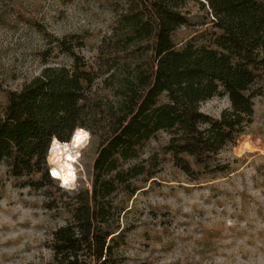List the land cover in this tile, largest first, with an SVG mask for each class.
Instances as JSON below:
<instances>
[{"label":"trees","instance_id":"1","mask_svg":"<svg viewBox=\"0 0 264 264\" xmlns=\"http://www.w3.org/2000/svg\"><path fill=\"white\" fill-rule=\"evenodd\" d=\"M189 1L210 18L180 45L177 31L193 26ZM120 24L125 34L105 37L92 57L83 37L39 27L49 40L44 68L0 103V167L15 187L46 188L48 208L69 214L52 234L50 264H123L134 198L168 164L194 182L225 172L221 154L264 96V0H136ZM54 51L69 63L50 64ZM225 96L219 119L199 110ZM77 125L99 147L91 189L69 193L49 175V145Z\"/></svg>","mask_w":264,"mask_h":264},{"label":"rangeland","instance_id":"2","mask_svg":"<svg viewBox=\"0 0 264 264\" xmlns=\"http://www.w3.org/2000/svg\"><path fill=\"white\" fill-rule=\"evenodd\" d=\"M132 1L0 0V103L44 68L40 53L49 40L39 27L58 38L83 37L84 52L92 57L105 37L125 34L120 16ZM185 11L193 26L177 31L180 45L210 18L208 8L195 1ZM67 63L53 52L50 64ZM221 103L224 98H215L201 108L219 119L229 108L221 109ZM98 147L94 138L83 153L77 187L66 191L91 189ZM220 162L225 172L197 182L168 164L145 186L123 221V264H264V96L255 100L252 123ZM68 219L66 211L48 208L46 188L15 187L0 167V264H50L52 234Z\"/></svg>","mask_w":264,"mask_h":264},{"label":"clouds","instance_id":"3","mask_svg":"<svg viewBox=\"0 0 264 264\" xmlns=\"http://www.w3.org/2000/svg\"><path fill=\"white\" fill-rule=\"evenodd\" d=\"M226 103H221V109L230 107L228 97H224ZM204 111L203 108L199 109ZM94 140L91 129L77 125L73 128L71 136L66 141H61L55 134L51 137L49 145V161L58 167H51L49 175L60 182V187L65 190H73L77 187L78 173L82 171L84 151Z\"/></svg>","mask_w":264,"mask_h":264},{"label":"built area","instance_id":"4","mask_svg":"<svg viewBox=\"0 0 264 264\" xmlns=\"http://www.w3.org/2000/svg\"><path fill=\"white\" fill-rule=\"evenodd\" d=\"M48 163H49L50 168L53 167V166L50 165V161H49V159H48ZM55 181H58V180H55ZM58 182H59V181H58ZM59 183H60V182H59Z\"/></svg>","mask_w":264,"mask_h":264},{"label":"water","instance_id":"5","mask_svg":"<svg viewBox=\"0 0 264 264\" xmlns=\"http://www.w3.org/2000/svg\"><path fill=\"white\" fill-rule=\"evenodd\" d=\"M238 148H239V147H238ZM237 150H238V149H237ZM237 150H236V151H237Z\"/></svg>","mask_w":264,"mask_h":264}]
</instances>
